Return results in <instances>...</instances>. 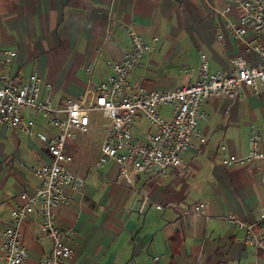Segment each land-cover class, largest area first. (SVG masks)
<instances>
[{
	"label": "crops",
	"instance_id": "obj_1",
	"mask_svg": "<svg viewBox=\"0 0 264 264\" xmlns=\"http://www.w3.org/2000/svg\"><path fill=\"white\" fill-rule=\"evenodd\" d=\"M227 5L231 9L225 16L221 11ZM241 12L224 0H0V51L15 53L0 70L25 78L38 74L41 95L57 108L71 98L93 100L94 86L109 72L106 61L120 59L127 43L125 26L131 25L152 42L153 51L131 73L130 87L140 83L159 92L175 89L200 78V53L208 58L209 72L228 71L237 58L248 65L259 60L224 29L226 18L236 20ZM253 37L247 33L245 39ZM88 63L95 66L91 72L85 70ZM255 96L244 87L239 100H203L200 109L207 117L199 120V129L206 141L193 138L194 147L183 152L181 166L139 173L131 183L116 182L112 161L93 167L104 123L99 129L92 112L89 133L95 134L68 140L73 161L67 165L84 179V187L70 190L71 201L54 210L62 229L76 231L66 240L72 249L66 264H150L154 257L157 264H264V252L244 243V227L222 218L232 214L254 223L264 204L258 166H223L219 148L224 144L236 155L248 151L251 123L241 118L245 106L251 111L259 105ZM171 110L170 105L161 108L165 117ZM23 114L28 116L27 109ZM144 122L133 129L142 139L149 130ZM38 133H56L42 115L31 134L0 124V241L11 209L24 203L38 184L33 166L50 161ZM199 201L207 204L208 219L185 213ZM21 232L29 252L24 264H40L52 243L37 209L24 220Z\"/></svg>",
	"mask_w": 264,
	"mask_h": 264
},
{
	"label": "built area",
	"instance_id": "obj_2",
	"mask_svg": "<svg viewBox=\"0 0 264 264\" xmlns=\"http://www.w3.org/2000/svg\"><path fill=\"white\" fill-rule=\"evenodd\" d=\"M224 1L242 9L236 20L226 18L224 29L243 41L246 51L259 55L256 63L248 65L237 58L231 61L228 71L209 72L208 58L200 53V78L196 81L189 79L178 88L161 92L148 90L140 83L130 87L131 73L142 65L145 55L152 53L153 44L131 25H126V46L120 59L106 61L109 72L94 86L93 100L71 98L57 108L49 97L41 95L42 81L38 74L30 73L25 78L21 73L9 75L0 70V124L31 134L36 118L42 115L56 131L52 136L37 134L50 155V161L33 166L38 184L24 203L11 209L0 241L3 264L25 263L29 252L23 245L21 228L35 209L39 211L41 228L52 243L50 254L42 258L40 264H66L71 256L72 249L66 240L72 238L76 231L73 228L62 229L55 221L54 210L71 201L70 190L78 191L84 187V179L67 165L73 161L68 140L77 134L89 133L92 112L100 113L106 119L99 144L100 153L94 159L93 167L100 168L112 161L116 168V182L131 183L139 173L153 174L181 166L183 152L194 147L193 138L200 143L206 141L199 129V120L207 117L200 109L203 100L220 96L239 100L244 87L255 95L259 94V90L264 88V0ZM230 9L227 5L221 13L226 16ZM247 33L254 35L252 40L245 39ZM218 38L222 35L219 34ZM14 54V51H0V65ZM94 67L93 63H88L85 70L91 72ZM165 105L172 107L169 117L161 112ZM23 109H27V117ZM230 109V105L225 108L226 115ZM141 119L149 127L144 139L133 134ZM248 141V151L243 155L230 153L226 145H220L221 164L226 167L244 165L248 169L257 165L264 184L263 129L251 123ZM190 211L209 218L207 204L203 201L195 203L185 213ZM222 218L244 227V243L264 252V204L258 221L254 223H245L232 214ZM157 263L158 257H154L150 264Z\"/></svg>",
	"mask_w": 264,
	"mask_h": 264
},
{
	"label": "rangeland",
	"instance_id": "obj_3",
	"mask_svg": "<svg viewBox=\"0 0 264 264\" xmlns=\"http://www.w3.org/2000/svg\"><path fill=\"white\" fill-rule=\"evenodd\" d=\"M255 98L257 100L260 101L259 105L255 106L251 111L248 110L247 106L246 110L243 114V117L241 118V121L243 123L244 122H250L253 123L257 126H259L260 128L263 129L264 131V89H260L259 90V94L257 96H255ZM242 104L246 105V100L242 101ZM163 108V107H162ZM97 116V117H96ZM96 119V125L99 129L102 128V123L105 122V119L102 117V115L100 113H95L94 114V120ZM144 127H148L147 124L144 122L143 123ZM96 128V126H95ZM245 127H242V132H241V142L244 143L245 142ZM91 134H95V131H91L88 135Z\"/></svg>",
	"mask_w": 264,
	"mask_h": 264
}]
</instances>
